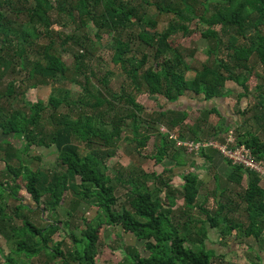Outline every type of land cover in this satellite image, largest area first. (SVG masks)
<instances>
[{
	"label": "trees",
	"instance_id": "16d2710c",
	"mask_svg": "<svg viewBox=\"0 0 264 264\" xmlns=\"http://www.w3.org/2000/svg\"><path fill=\"white\" fill-rule=\"evenodd\" d=\"M19 1L24 3L11 7L0 0V79L16 69L24 73L21 81L13 78L3 88L0 82V133L8 135L0 138L4 166L0 235L17 254L3 264H34L30 260L42 254L48 258L42 264H96L98 228L103 224H122L148 250V255H142L135 246H125L127 264H213L214 257L223 259L225 255L215 254L207 246L210 228L223 237H254L264 243V177L223 157L231 167L227 181L236 184L235 189L227 194L221 188L222 195L227 194L225 199L214 197L215 206L208 208L207 199L198 204L204 184L198 173H181V184L164 173H173L175 166L186 167L191 161L188 155L192 152L177 147L171 133L177 139H200L230 131L216 106L200 109L201 114L188 123L189 112L177 106L187 91L212 99L222 96L227 81H233L242 89L240 97L249 99L239 113L245 116L256 109L253 118L263 129L264 0H142L172 14L163 30L141 10L145 4L136 5L132 0ZM18 10L26 12L32 29L18 26L9 13ZM195 19L206 25L199 38L207 43L208 58L200 68L192 67L173 42L196 33ZM74 29L83 32L77 35ZM106 33L113 49L111 60L126 78L118 90L110 85L113 71L100 53ZM69 42L80 46L74 52L78 78L68 75L62 58L71 49ZM251 60L255 62L251 64ZM188 70L195 72L192 79L185 76ZM252 77L256 81L250 97ZM62 79L79 84L77 96L66 90L62 95L51 93L47 102L23 99L28 111L13 104L27 89ZM142 95L154 96L164 105L148 110L140 100ZM214 113L217 120L210 119ZM156 125L167 130L160 131ZM155 133L158 141L153 158L157 163L170 160L173 165L160 173L111 168L109 161L123 138L135 140V149L142 154ZM235 134L237 144L264 159V138L258 132L242 123ZM52 146L57 157L55 166L47 170L32 167L22 156ZM200 153L209 160L218 152ZM33 159L41 156L33 155ZM118 184L128 187L127 200L119 208ZM23 191L34 204L21 199ZM68 192L72 196L68 216H73L72 210L81 202L97 207L98 224L83 220L80 235L77 225H70V218L47 220L44 225L35 221L36 216L43 219L44 212L54 213ZM11 197L16 199L13 207ZM241 205L246 221L236 218ZM55 233L61 238L53 240Z\"/></svg>",
	"mask_w": 264,
	"mask_h": 264
},
{
	"label": "rangeland",
	"instance_id": "374dc122",
	"mask_svg": "<svg viewBox=\"0 0 264 264\" xmlns=\"http://www.w3.org/2000/svg\"><path fill=\"white\" fill-rule=\"evenodd\" d=\"M10 3L11 7H17L19 4L21 5L22 1L19 0H6ZM52 2L56 3L57 0H51ZM136 5L139 4H145L142 0H132ZM5 2V1H4ZM4 9L7 11V5L4 4ZM142 11H145L147 15L156 21H158V30H163L170 18L172 17L171 13L167 12H160L155 5L152 4H145L141 7ZM211 12V10L209 11ZM9 13L13 16L14 20L20 26L21 24L23 26H26L29 29L33 28V24H30L27 22V14L25 11H9ZM8 13V14H9ZM54 13H52L53 15ZM66 19V15L63 17ZM17 24H15L17 26ZM193 26H195L196 33H194L192 36H187L186 38H175L173 42H175V46H179L181 48L182 53L185 55V60L194 68H200L202 62H204L208 56L206 53V46L207 43L205 39L199 38L200 31L206 27L204 23H201L198 20L193 21ZM57 26L55 25L54 28ZM38 28L42 29L41 26ZM72 29V27H70ZM75 34L80 35L82 34V29H74ZM41 40H46L44 36L41 37ZM103 42L105 43V46L101 49L100 53L102 56L105 57L106 62L108 63L110 69L113 71V75L110 77V85L114 90H118L119 87L122 85V83L125 81V75L122 72V70L119 68L118 65L114 64L111 60L113 49L110 45V37L108 34H104L103 36ZM71 49L69 51H65L62 54V58L64 62L67 64L69 68L68 75L78 78V76L75 73V58H74V52H76L78 49H80V46L74 45L72 42H69ZM255 60H251V64L254 63ZM260 68V67H259ZM193 71L188 72L187 77L190 78L193 75ZM24 77V73L16 69L13 71L10 75L6 74L3 78L0 79L1 87L3 88L8 80H11L13 78L18 79V81H21V78ZM256 79L254 77L251 78L249 81L250 88H251V94H254V83ZM27 83V82H24ZM237 85L233 81H227L226 83V90L236 89ZM66 90H69L71 93V96H77L78 92L80 91L79 84L76 82L68 81L67 79L57 80L55 82H51L49 84L40 85L34 88H29L25 91V94L17 96L13 100V104L19 109L23 111H28V107L24 104V100L26 101H36L39 99L44 100L45 102L48 101L49 95L51 93L55 95H62ZM225 91V90H224ZM189 94H193L192 92H188ZM202 100L203 97L200 95ZM249 97V98H250ZM251 99V98H250ZM140 100L144 102L145 106L148 108V110H151L154 107L162 106L164 105V102L160 99L154 97V96H145L142 95L140 97ZM223 99L216 98L212 100V103L218 104L223 112H230L235 113L238 123L236 124L234 121L236 118H229L226 119L229 125L230 130L234 131V134L236 133V129L239 125L243 123L245 128L251 129L254 132H258L263 138H264V126L263 129L259 128L257 125V121L253 118V113L255 110H250L248 114L245 116L240 114L238 112L241 105H248V101L246 98H237L234 94L230 95L227 99L225 98L224 101H221ZM220 101V102H219ZM254 101V99H253ZM191 103V102H188ZM254 103V102H253ZM179 104V102H177ZM209 102H199L195 105L200 107V109H204L209 105ZM189 107H192L190 104ZM201 112L198 110L190 109L189 112V119L188 123L192 122L193 119H195L198 115H200ZM211 120H217L218 116L217 114H212L210 117ZM246 120V122H245ZM159 130L160 128L163 130H167L164 126L161 127V125H156ZM161 131V130H160ZM228 135V134H227ZM236 135V134H235ZM8 136V135H7ZM0 133V138L7 137ZM224 138V136H223ZM225 139V138H224ZM221 140V141H224ZM158 141V135L155 133L153 137L148 141L146 147L143 149L144 151L142 154H140L135 149V140H130L127 138H123L117 147V154L115 157H113L109 164L111 168H124V169H136L138 170H145L148 173L151 172H163L164 168L168 166V162L164 161L162 163H157L155 159L153 158V154L156 152V143ZM177 146V145H176ZM211 149V148H210ZM33 155H40L41 159H33ZM23 158L27 162L30 160V164L32 167L40 166L42 169L47 170L48 168H52L55 166L54 160L57 157V153L55 150V147H39L37 150H30L29 152L22 153ZM218 160L223 161V157L219 155H215ZM189 158L198 160L202 163H204V159L198 154H192L188 155ZM53 163V164H52ZM205 164V163H204ZM226 166V165H224ZM3 163L0 162V177L3 176ZM48 167V168H47ZM212 169V168H211ZM188 170H191L189 168H177L174 170L173 173H170L168 171L164 172L166 176H176V172H186ZM112 171V170H111ZM208 170V167L206 169H202V174L205 173ZM115 172V171H114ZM200 173V172H199ZM112 175V174H111ZM181 179V177H180ZM180 179L175 177V184H181ZM204 184L200 189L199 197H198V204H201L205 199L208 200V203L206 207L211 208L212 205L215 206V200L214 197H218L219 199L223 200L225 199V196L230 193V190L234 191V187L236 184L230 183L227 181L226 177H223L222 175L218 174V177H214L213 175L209 174L207 177L205 175L204 178ZM182 181V179H181ZM219 185V187H218ZM153 185H151L152 187ZM128 187L122 186L121 184H118L116 189V194L118 196V204L117 208H119L121 205H123L126 200V190ZM220 188V189H216ZM221 188L226 190L227 194L221 193ZM19 191H22V186L19 188ZM216 192V193H215ZM234 196V195H233ZM21 199H23L26 203L34 204L33 201L30 199V195L27 191H23L21 193ZM11 207L14 206V203H16V199L11 197L10 200ZM182 200L179 201L178 205L182 206ZM72 196L70 192L67 193L66 200L62 203L61 206H59L54 213L44 212L43 219H40L38 216L35 217V221H38L39 225H44L45 222L51 221V220H66L70 218L71 226L77 225L76 228V234L80 235V230L85 227L83 224V220H88L90 222H93L94 224H98V211L96 206H89L87 203L81 202L76 205L72 210L73 216H68V211L72 207ZM244 205H241V210L239 213H236V218L238 220L246 221V217L244 215ZM185 219V218H183ZM98 235H99V244L97 247L98 255L96 257V264H127L125 258V246H135L137 250L142 255H148V250L144 247L143 242L141 240H138L134 234L127 232L122 224L117 225H106L103 224L98 228ZM54 239L61 238V235L59 233H55L53 235ZM52 240V243H53ZM66 240L69 243L71 239L66 236ZM51 243V244H52ZM207 246L211 248L215 254H224L225 257L223 259L220 256H216L213 258V264H264V243L262 241H256L254 237H236L235 235L223 237L219 234V232L214 229L210 228V233L208 236V239L206 240ZM261 255L262 258L259 259L257 255ZM17 258V254L12 252L10 250V245L7 242L5 236L0 235V264L5 263L8 260H13ZM47 256L42 254L40 256L32 258L30 261H32L34 264H42L43 262H46ZM222 259V260H221ZM48 264H55L53 262H49Z\"/></svg>",
	"mask_w": 264,
	"mask_h": 264
},
{
	"label": "crops",
	"instance_id": "0c3cea01",
	"mask_svg": "<svg viewBox=\"0 0 264 264\" xmlns=\"http://www.w3.org/2000/svg\"><path fill=\"white\" fill-rule=\"evenodd\" d=\"M190 71H193V70H188V71H186V73H185V76H186V78L187 79H192L193 77H194V75H195V72L193 71V75L190 77V78H188L187 77V75H188V72H190ZM236 84V83H235ZM237 85V84H236ZM225 91H222V96H216V97H214V98H212V99H206L205 97H204V93H201V94H198V95H196L195 93H193V94H189L188 92H191V91H187L186 93H185V95L183 96V97H181V100H179V104H177V106H179L180 108H184L185 110H187L188 112H190V109L192 108L193 110H200V107H198V106H196L195 104L196 103H199V102H203V101H205V102H209L210 104L209 105H207V107H209V108H211V107H214V106H216V107H218L219 109H220V111H221V113L226 117V119H228V117L229 118H233V116H234V119L236 118V114L234 113H230V112H223L222 110H221V108H220V106L218 105V104H214V103H212V100L213 99H216V98H221V99H223V100H221V101H224V99L226 98H228V97H230V95H232V94H234L238 99L240 98H246V97H240V94H241V92H242V89L237 85V88L236 89H231V93L229 94V92H227V91H229V90H226V86H225V89H224ZM200 95H202V97H203V100H202V98H201V96ZM246 100L249 102V99H247L246 98ZM188 102H191V103H188ZM220 102V101H219ZM187 104H190L192 107H189V105H187ZM250 104H251V102H250ZM247 105H241L240 106V108H245ZM207 107H205V108H207ZM239 108V109H240ZM238 112H239V110H238ZM236 124L238 123V121H237V118H236V120L234 121ZM230 124V123H229ZM231 125V124H230ZM234 132V131H233ZM227 134H228V132L227 133H224V134H222V135H220L219 137H216L217 139H219V140H223L224 138H226L227 137ZM223 136H224V138H223ZM184 139H195V138H191V137H185ZM176 145V144H175ZM178 147V146H177ZM180 148V147H179ZM182 148V147H181ZM184 149V148H183ZM210 150H214V149H208V150H206V152H209ZM215 151V150H214ZM192 154H198V155H200L201 157H202V159H204V163H202V162H200V161H198V160H194V159H191V161H189L188 162V165H186V168H189V169H191L192 171H195L196 173H198V175H199V177L200 178H202V179H204L205 178V175H206V177L209 175V174H211V175H213L214 177H218V174L219 175H222L223 177H226L227 178V176H228V174L231 172V167H230V165L228 164V163H226L225 161H224V159H223V161H220V160H218L217 159V157L215 156L216 154L217 155H219L218 153H216V154H214L213 155V158L212 159H209L208 160V158H205L204 156H202L201 155V153H194V152H192ZM221 156V155H220ZM169 164H168V166L170 167L171 165H173V162L172 161H170V160H166ZM224 165H226V166H224ZM208 167V170L209 171H206L205 173H207V174H202L201 173V171H202V169H206ZM177 168H181V167H178V166H175L174 167V169H173V172H174V170H176ZM185 168V167H184ZM212 168V169H211ZM200 172V173H199ZM181 173H183V172H181V171H179V172H176V176H174L173 177V179L175 178V177H177V178H179L180 179V175H181ZM205 181V180H204ZM174 182H175V180H174ZM182 181H181V179H180V183H181ZM198 197H199V195H198ZM210 230V229H209Z\"/></svg>",
	"mask_w": 264,
	"mask_h": 264
},
{
	"label": "built area",
	"instance_id": "2783aa9c",
	"mask_svg": "<svg viewBox=\"0 0 264 264\" xmlns=\"http://www.w3.org/2000/svg\"><path fill=\"white\" fill-rule=\"evenodd\" d=\"M170 137L176 139V145L189 152L199 153L209 148L216 149L223 157L231 160L232 163L241 164L261 177H264V159H258L252 151L244 144H237L233 131L228 132L224 141L216 138L209 139H177L173 133Z\"/></svg>",
	"mask_w": 264,
	"mask_h": 264
},
{
	"label": "clouds",
	"instance_id": "9594fccd",
	"mask_svg": "<svg viewBox=\"0 0 264 264\" xmlns=\"http://www.w3.org/2000/svg\"><path fill=\"white\" fill-rule=\"evenodd\" d=\"M200 139H209V138H200ZM217 139V138H216ZM210 149V148H209ZM211 149H213V148H211ZM208 150V149H207ZM214 150H216V149H214ZM204 151V150H203ZM206 151V150H205ZM217 151V150H216ZM218 152V151H217ZM200 153V152H199ZM219 153V152H218ZM220 154V153H219ZM221 155V154H220ZM222 156V155H221ZM223 157V156H222Z\"/></svg>",
	"mask_w": 264,
	"mask_h": 264
}]
</instances>
